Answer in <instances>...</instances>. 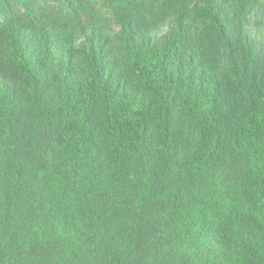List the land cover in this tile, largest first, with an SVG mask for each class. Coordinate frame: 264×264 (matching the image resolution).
I'll list each match as a JSON object with an SVG mask.
<instances>
[{"label": "trees", "instance_id": "obj_1", "mask_svg": "<svg viewBox=\"0 0 264 264\" xmlns=\"http://www.w3.org/2000/svg\"><path fill=\"white\" fill-rule=\"evenodd\" d=\"M0 264H264V0H0Z\"/></svg>", "mask_w": 264, "mask_h": 264}]
</instances>
